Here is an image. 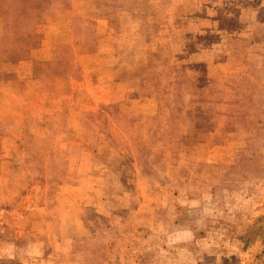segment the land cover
Listing matches in <instances>:
<instances>
[{"label": "rangeland", "instance_id": "obj_1", "mask_svg": "<svg viewBox=\"0 0 264 264\" xmlns=\"http://www.w3.org/2000/svg\"><path fill=\"white\" fill-rule=\"evenodd\" d=\"M0 264H264V0H0Z\"/></svg>", "mask_w": 264, "mask_h": 264}, {"label": "crops", "instance_id": "obj_2", "mask_svg": "<svg viewBox=\"0 0 264 264\" xmlns=\"http://www.w3.org/2000/svg\"><path fill=\"white\" fill-rule=\"evenodd\" d=\"M225 155L223 153H221L219 156H218V160L220 159H224Z\"/></svg>", "mask_w": 264, "mask_h": 264}]
</instances>
